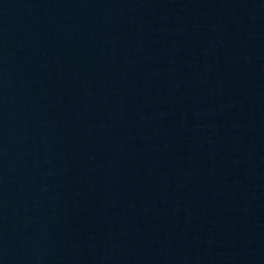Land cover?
<instances>
[{
	"label": "water",
	"instance_id": "water-1",
	"mask_svg": "<svg viewBox=\"0 0 264 264\" xmlns=\"http://www.w3.org/2000/svg\"><path fill=\"white\" fill-rule=\"evenodd\" d=\"M0 264H264V0H0Z\"/></svg>",
	"mask_w": 264,
	"mask_h": 264
}]
</instances>
